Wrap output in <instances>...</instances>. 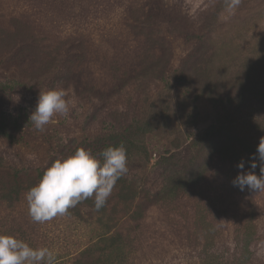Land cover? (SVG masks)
Here are the masks:
<instances>
[{
	"label": "rangeland",
	"instance_id": "rangeland-1",
	"mask_svg": "<svg viewBox=\"0 0 264 264\" xmlns=\"http://www.w3.org/2000/svg\"><path fill=\"white\" fill-rule=\"evenodd\" d=\"M14 65L24 74L0 75V234L55 264H264V191L232 184L264 137V0L231 15L225 0H0V67ZM53 88L69 112L40 132L29 117ZM88 144L127 149L106 206L33 222L26 191Z\"/></svg>",
	"mask_w": 264,
	"mask_h": 264
},
{
	"label": "clouds",
	"instance_id": "clouds-1",
	"mask_svg": "<svg viewBox=\"0 0 264 264\" xmlns=\"http://www.w3.org/2000/svg\"><path fill=\"white\" fill-rule=\"evenodd\" d=\"M241 0H225V11L234 14ZM63 89L40 91L29 120L37 131L57 115L66 116L69 102ZM258 154V156H257ZM259 161L260 174L255 173ZM237 167L242 171L233 179V186L241 191H264V137L260 138L256 154L251 158V171H243L245 162ZM128 172L127 149L123 144L108 146L98 155L83 147L74 153L55 159L44 170L38 183L25 195L28 215L33 222L44 223L68 214L82 201L93 199L94 209L106 206L117 181ZM56 255L48 247H33L12 235L0 234V264H55Z\"/></svg>",
	"mask_w": 264,
	"mask_h": 264
},
{
	"label": "trees",
	"instance_id": "trees-1",
	"mask_svg": "<svg viewBox=\"0 0 264 264\" xmlns=\"http://www.w3.org/2000/svg\"><path fill=\"white\" fill-rule=\"evenodd\" d=\"M22 49V46H19L18 48H17V50H16V52H20V50ZM68 56V55H67ZM66 56V57H67ZM66 57H64V58H66ZM3 64V63H2ZM5 65H8V63L6 62L5 63ZM1 69H0V75H1V77H2V75H3V73L4 72H6V74L8 75V76H11V77H14V75H16L17 73H21L22 72V70L19 68V70H17V65L15 66L14 65V67L13 68H2V67H0ZM21 74H24V73H21ZM30 126V125H29ZM94 145V144H93ZM93 145L92 146H90L89 144L87 145V147H83V148H85V149H87V150H91V152L93 153L95 150H94V147H93ZM140 179H142L141 177H140Z\"/></svg>",
	"mask_w": 264,
	"mask_h": 264
}]
</instances>
